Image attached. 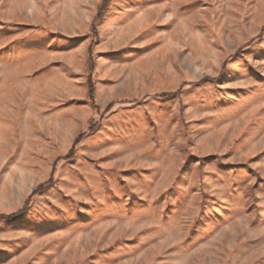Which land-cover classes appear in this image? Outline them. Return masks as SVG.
Returning <instances> with one entry per match:
<instances>
[{
	"label": "rangeland",
	"instance_id": "obj_1",
	"mask_svg": "<svg viewBox=\"0 0 264 264\" xmlns=\"http://www.w3.org/2000/svg\"><path fill=\"white\" fill-rule=\"evenodd\" d=\"M102 2L0 0V264H264V0Z\"/></svg>",
	"mask_w": 264,
	"mask_h": 264
},
{
	"label": "crops",
	"instance_id": "obj_2",
	"mask_svg": "<svg viewBox=\"0 0 264 264\" xmlns=\"http://www.w3.org/2000/svg\"><path fill=\"white\" fill-rule=\"evenodd\" d=\"M18 56H20V54L14 52V111L17 110L16 106L18 105L20 106L19 101H20L22 90L24 89L27 90L28 94H30L31 96H33L35 93L41 96V92L43 90L48 89L47 87L51 88V86L54 85L51 83L52 80L59 81L58 86L60 85L61 81L62 82L66 80L70 81L69 79L70 77L66 76L67 73L65 69H62V70H59V68L57 69L58 71L64 72L59 75L60 77L58 76L57 78L53 77V74H50L51 76L48 77L46 75L47 68H45V65H44L47 62H42V63L40 62L39 64L30 62L29 68L26 67L25 69L21 70L20 68H18L20 64V62L17 61L18 58H16ZM54 59H57V58L55 57L52 58V61H54ZM58 60H60V58H58ZM57 63L60 64L59 61ZM50 64H52V62H50ZM76 88L79 89L80 96H82L83 98L86 97V92H85V95H83V90H85L84 84H78ZM70 97H72V95H70ZM24 110H27V109H24ZM27 111H35V109L28 108Z\"/></svg>",
	"mask_w": 264,
	"mask_h": 264
},
{
	"label": "trees",
	"instance_id": "obj_3",
	"mask_svg": "<svg viewBox=\"0 0 264 264\" xmlns=\"http://www.w3.org/2000/svg\"><path fill=\"white\" fill-rule=\"evenodd\" d=\"M108 3V0H103V2H102V5H101V7H100V11H103V9L106 7V4ZM98 18V15L96 16V19ZM92 47V46H91ZM91 47H90V49H89V53H91ZM89 59H90V55H89ZM90 62V61H89ZM91 63V62H90ZM88 87H89V100L92 102V97H91V92H92V87H93V85H92V83H91V81H90V84H88ZM92 107L93 108H95V106L93 105V103H92ZM82 138V136L80 135L79 137H78V139L76 140V142H75V146L77 145V143L79 142V140ZM72 151H70L69 153H68V157L69 156H71L72 155ZM0 219H8V218H0Z\"/></svg>",
	"mask_w": 264,
	"mask_h": 264
},
{
	"label": "bare ground",
	"instance_id": "obj_4",
	"mask_svg": "<svg viewBox=\"0 0 264 264\" xmlns=\"http://www.w3.org/2000/svg\"><path fill=\"white\" fill-rule=\"evenodd\" d=\"M20 88V87H19ZM32 91V90H31Z\"/></svg>",
	"mask_w": 264,
	"mask_h": 264
}]
</instances>
